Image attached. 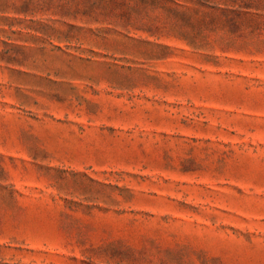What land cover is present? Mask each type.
Listing matches in <instances>:
<instances>
[{"label": "rangeland", "instance_id": "obj_1", "mask_svg": "<svg viewBox=\"0 0 264 264\" xmlns=\"http://www.w3.org/2000/svg\"><path fill=\"white\" fill-rule=\"evenodd\" d=\"M0 0V264H264V0Z\"/></svg>", "mask_w": 264, "mask_h": 264}, {"label": "trees", "instance_id": "obj_2", "mask_svg": "<svg viewBox=\"0 0 264 264\" xmlns=\"http://www.w3.org/2000/svg\"><path fill=\"white\" fill-rule=\"evenodd\" d=\"M84 5V12L87 15L96 14H112L118 13L119 18L124 21L129 20L134 9H129L131 4L137 7L143 5L147 8L149 2H171L172 0H79Z\"/></svg>", "mask_w": 264, "mask_h": 264}]
</instances>
